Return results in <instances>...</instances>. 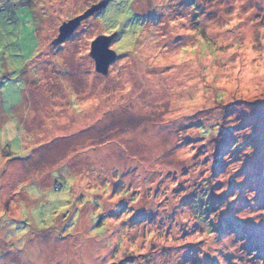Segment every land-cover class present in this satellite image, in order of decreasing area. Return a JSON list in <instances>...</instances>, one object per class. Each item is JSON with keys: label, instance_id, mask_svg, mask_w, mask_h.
<instances>
[{"label": "rangeland", "instance_id": "rangeland-1", "mask_svg": "<svg viewBox=\"0 0 264 264\" xmlns=\"http://www.w3.org/2000/svg\"><path fill=\"white\" fill-rule=\"evenodd\" d=\"M103 1L0 0V264H264V0Z\"/></svg>", "mask_w": 264, "mask_h": 264}, {"label": "water", "instance_id": "water-1", "mask_svg": "<svg viewBox=\"0 0 264 264\" xmlns=\"http://www.w3.org/2000/svg\"><path fill=\"white\" fill-rule=\"evenodd\" d=\"M109 1L105 0L93 8L87 10L84 15L74 18L72 21L64 23L61 28V35L56 40V43H61L68 36L74 33V30L80 25V23L85 20L90 15L96 14L103 7L107 6ZM117 33L111 35H99L96 40L92 42L91 45V56L96 61V71L103 74L109 73L110 65L117 59V52L110 47L111 42L117 37Z\"/></svg>", "mask_w": 264, "mask_h": 264}]
</instances>
